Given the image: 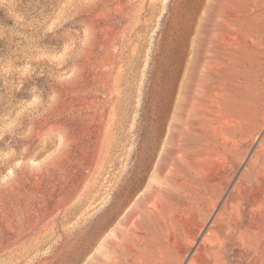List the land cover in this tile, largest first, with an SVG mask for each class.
<instances>
[{
	"label": "rangeland",
	"instance_id": "obj_1",
	"mask_svg": "<svg viewBox=\"0 0 264 264\" xmlns=\"http://www.w3.org/2000/svg\"><path fill=\"white\" fill-rule=\"evenodd\" d=\"M196 3L0 0V264H89L113 234L133 201L126 202L129 193L146 187L159 159L176 83L188 74L189 44L184 36ZM255 3L252 16L258 17L261 28L264 0ZM112 61L117 64L111 95L106 74ZM166 111L169 117L163 123ZM104 112L109 116L102 122ZM223 120L222 130L241 129L234 120ZM99 129L101 150L93 168L92 134ZM243 131L245 140L241 135L237 140L231 134L225 138L243 143L254 139L248 148L234 151L242 163L250 159L258 139L256 133ZM242 163L225 178L213 160L205 165L207 173L199 180L207 188L199 193L210 194L217 205L203 223L207 227ZM177 181L187 182L188 174ZM215 184L224 188L218 191ZM159 204L163 219L169 203ZM172 212L178 230L168 234L166 229L164 244L173 243L177 250L164 264H189L186 248L192 258L212 264L206 248L195 252L196 244H202L203 236L195 229L201 222L189 210ZM185 230L196 244L183 235ZM143 254L141 246L132 250L125 264L150 259ZM224 257L232 264H264V254L254 261L229 249Z\"/></svg>",
	"mask_w": 264,
	"mask_h": 264
},
{
	"label": "bare ground",
	"instance_id": "obj_2",
	"mask_svg": "<svg viewBox=\"0 0 264 264\" xmlns=\"http://www.w3.org/2000/svg\"><path fill=\"white\" fill-rule=\"evenodd\" d=\"M255 7V0H197L184 36L186 46L189 44L188 74L176 83V99L159 159L146 187L138 194L140 186L129 193L126 202L133 201L89 264H125L132 250L140 246L150 258H143L142 264H164L171 260L172 252L177 249L173 243L164 244V235L166 229L168 234L178 230L172 220V211L176 208L191 211L197 222H201L195 229L203 236L202 244H196L197 239L186 230L183 235L191 244H196V253L206 248L212 264H232L224 257L229 249L254 261L264 254V224H261L264 219V26L260 28L256 23L258 17L252 16ZM116 64L112 61V69L106 74V89L111 95L115 89ZM108 116L109 113L104 112L102 122ZM168 117L169 112H164L162 122ZM226 117L237 122L241 129L222 130ZM243 130L258 135L252 155L244 163L234 151L248 148L254 139L243 143L242 140L247 139L243 137ZM102 134V129L92 134L95 138L91 143L90 167L93 165V168L98 165ZM230 134L236 140L239 135L243 139L226 141ZM214 153L219 157L214 158ZM225 159H228L226 164ZM210 160L224 178L227 177L224 174H235L232 170L241 168L240 163L244 167L207 227L203 223L217 205L210 194L200 195L207 185L199 178L207 173L205 165ZM227 168L231 172H227ZM187 174V182L177 181L180 175ZM215 187L218 191L224 188L221 184ZM163 200L169 203V208L162 219L159 203ZM184 252L186 257L191 256L189 264H202L192 258L194 255L189 249Z\"/></svg>",
	"mask_w": 264,
	"mask_h": 264
},
{
	"label": "clouds",
	"instance_id": "obj_3",
	"mask_svg": "<svg viewBox=\"0 0 264 264\" xmlns=\"http://www.w3.org/2000/svg\"><path fill=\"white\" fill-rule=\"evenodd\" d=\"M9 175H11V173H9ZM8 177L6 176V177H4V179H7Z\"/></svg>",
	"mask_w": 264,
	"mask_h": 264
}]
</instances>
